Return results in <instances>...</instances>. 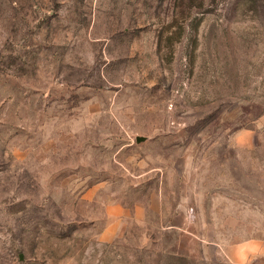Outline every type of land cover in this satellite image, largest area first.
I'll list each match as a JSON object with an SVG mask.
<instances>
[{"label":"rangeland","instance_id":"obj_1","mask_svg":"<svg viewBox=\"0 0 264 264\" xmlns=\"http://www.w3.org/2000/svg\"><path fill=\"white\" fill-rule=\"evenodd\" d=\"M244 247L264 0H0V264H264Z\"/></svg>","mask_w":264,"mask_h":264},{"label":"crops","instance_id":"obj_2","mask_svg":"<svg viewBox=\"0 0 264 264\" xmlns=\"http://www.w3.org/2000/svg\"><path fill=\"white\" fill-rule=\"evenodd\" d=\"M237 254H238L237 263H241L242 261L244 262V260H247V258H249L252 254L254 256H257V257H259V256L264 257V250L257 252V250L255 248L253 249V247H252L250 251H247L244 247L243 250H240V248H239V251Z\"/></svg>","mask_w":264,"mask_h":264}]
</instances>
